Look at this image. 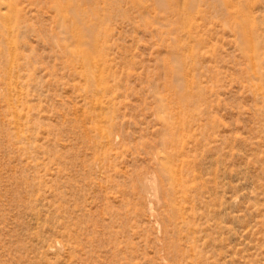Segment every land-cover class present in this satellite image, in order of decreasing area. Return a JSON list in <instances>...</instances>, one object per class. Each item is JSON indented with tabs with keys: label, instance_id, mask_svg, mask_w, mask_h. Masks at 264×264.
<instances>
[{
	"label": "rangeland",
	"instance_id": "374dc122",
	"mask_svg": "<svg viewBox=\"0 0 264 264\" xmlns=\"http://www.w3.org/2000/svg\"><path fill=\"white\" fill-rule=\"evenodd\" d=\"M6 1L0 264H264V0Z\"/></svg>",
	"mask_w": 264,
	"mask_h": 264
},
{
	"label": "bare ground",
	"instance_id": "6f19581e",
	"mask_svg": "<svg viewBox=\"0 0 264 264\" xmlns=\"http://www.w3.org/2000/svg\"><path fill=\"white\" fill-rule=\"evenodd\" d=\"M53 1V0H52ZM65 0H55V4H56V8H57V10H59V12H64V11H68L69 10V5H68V3L67 2H64ZM225 2V1H224ZM223 2V3H224ZM7 3V4H6ZM6 5H8V7H9V9H11L12 8V5H14V3L12 2V1H10V0H8V2L6 1ZM72 4H70V6H71ZM5 7V6H4ZM16 7V6H15ZM74 7V6H73ZM5 8H7V7H5ZM72 8V7H71ZM72 10V9H71ZM70 11V10H69ZM73 15H77V14H75V12H74V14ZM78 16V15H77ZM79 17V16H78ZM70 19L72 20V21H70V25L69 26H67L68 27V29H70L73 25H75L76 26V24H77V20L75 19V17H73V18H71L70 17ZM77 19H79L78 20V23H80L79 24V26H77V29H76V31H77V33L78 34H80L79 32H80V30L81 29H83V27H85L84 25H86V23L88 22H86V19H84V18H82V16L80 17V18H77ZM66 20H67V18H66ZM68 25V24H67ZM75 26H73L74 28H75ZM70 27V28H69ZM71 31H73V29H70ZM79 31V32H78ZM81 32H83V31H81ZM73 33V32H72ZM84 33V32H83ZM99 40V39H98ZM80 42V41H79ZM89 42H90V40H89ZM81 45V44H80ZM82 45H83V43H82ZM78 52V51H77ZM91 54V53H90ZM88 57V56H87ZM89 58V57H88ZM90 58H91V56H90ZM91 61V60H90ZM95 61H96V59H95ZM92 62V61H91ZM98 63V62H97ZM94 64V63H93ZM90 75V74H89ZM94 76V75H93ZM89 77V76H88ZM184 98H185V96H184ZM177 99V98H176ZM174 126V125H173ZM177 172V171H176ZM177 174V173H176Z\"/></svg>",
	"mask_w": 264,
	"mask_h": 264
}]
</instances>
